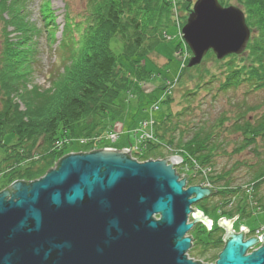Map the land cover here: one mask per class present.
Instances as JSON below:
<instances>
[{"label":"water","instance_id":"1","mask_svg":"<svg viewBox=\"0 0 264 264\" xmlns=\"http://www.w3.org/2000/svg\"><path fill=\"white\" fill-rule=\"evenodd\" d=\"M181 32L192 54L187 67L210 50L218 60L241 54L250 37L243 12L218 0H196ZM177 156L138 162L126 149L71 153L39 178L14 181L0 191V264H264V234L243 241L224 219L216 260L188 258L187 233L210 225L191 206L213 191L186 186Z\"/></svg>","mask_w":264,"mask_h":264},{"label":"trees","instance_id":"2","mask_svg":"<svg viewBox=\"0 0 264 264\" xmlns=\"http://www.w3.org/2000/svg\"><path fill=\"white\" fill-rule=\"evenodd\" d=\"M44 1L41 13L46 20L45 26L48 27L51 38L55 32V20L48 2ZM133 1L134 4L144 6L142 0ZM239 3L246 7L249 24L258 25L257 27L261 28L264 34V0H239ZM185 7L191 8L187 3ZM160 9L166 10L163 5ZM27 12V0H0L2 25L0 29V148L1 140L5 135H14L17 139V143L10 147L12 150L2 159L0 165V179L5 182L0 185V191L16 180L29 182L48 171L50 165L63 155L62 150L51 148L53 141L66 133L72 134L76 129L75 125H79L82 121L86 128L89 127L93 123L92 120L88 121L93 110L94 114L104 113L105 119L94 123L92 131L106 128L120 116L121 105L118 107L115 105L117 95L121 93L120 91L122 94L127 92L135 84L132 85L125 73L121 76V71L116 69V58L112 51L108 47L107 50L105 47L100 49V42L105 43L108 37H120L124 44L123 55L128 59L141 57L157 44L156 39L152 38L149 45L144 46L138 36L140 34L137 19L125 15L124 0H87L81 15L82 19L73 21L69 15L65 17L59 45L62 70L49 78L51 89L42 91L33 88L29 91L26 86L34 70L33 63L37 52L33 39L38 36L39 31L30 23ZM124 17L128 19L126 24L123 22ZM157 19H161V22L163 20L170 22V19L167 16L164 18L163 14ZM125 28L132 29L130 35L125 32ZM255 44L256 42L249 43L248 49L251 55L248 56L250 57L248 60L242 58V54H232L219 61L214 58L212 52H208L205 59L211 60L215 65L220 63V71L211 73L205 68L198 79L201 81L206 76H210V81L221 78L220 86L223 89L227 86L238 87L243 82L252 84L255 88L264 86V43H261L260 50L256 49ZM78 63L81 67L76 70ZM197 68L198 66L192 69ZM76 71H79L80 75H77ZM144 73L149 74L142 68L135 71L138 78L146 77ZM68 81L70 83H67ZM66 84L69 85L67 91L64 90ZM63 86L65 87L62 88ZM199 87L200 84H197V88ZM170 101L171 97H168L167 102ZM188 102L189 100L185 103ZM20 103L23 104L24 109L20 108ZM188 108L185 106L183 111ZM179 116H181L180 112L176 114V118L172 114L167 115L160 123L156 130V136L160 141L166 140L170 145L175 144L172 134L177 125L173 123V118L177 120ZM242 119V115L236 116L232 127L243 137L249 136L245 144H250L257 134L264 135V120L253 123L248 119L243 121ZM182 134L183 131L180 132L181 136ZM210 136L212 135L207 133L202 137L195 131L186 142L182 143L186 146L196 145V150L191 154L200 165H208L207 163L212 161L214 147L210 143ZM39 139L41 141H38ZM178 139L176 145L182 142L181 137ZM159 147L160 144H150L144 152L142 151L143 153L138 152L142 153L139 161L149 159V155H155ZM211 177L214 183L225 180L226 189L218 190L222 194L221 203L225 205L226 196L235 192V188H227L229 182L224 174ZM192 179L190 175L186 177L188 186L195 185ZM263 180L264 166L254 171L250 182H254L257 189ZM217 207L218 205H214L213 209L216 210ZM208 209L210 208L207 207ZM232 211L244 212L237 201L234 209L223 210L221 214L225 215L227 212L232 214ZM196 227L198 241L205 242L204 238H212L205 236L208 231L204 225L197 224ZM199 227L204 229L199 230ZM211 243L212 246L221 244L215 241ZM205 244H210V241Z\"/></svg>","mask_w":264,"mask_h":264},{"label":"rangeland","instance_id":"3","mask_svg":"<svg viewBox=\"0 0 264 264\" xmlns=\"http://www.w3.org/2000/svg\"><path fill=\"white\" fill-rule=\"evenodd\" d=\"M195 1L196 0H142V5H144L142 7L141 5L134 4L133 0H124L125 15L128 18L134 17L137 19L139 23L138 33L140 34L138 36L142 39L144 46H148L152 38L156 39L157 44L145 52L141 57L128 59L123 55L124 44L120 37H108L105 39V43L101 44L100 42V49L105 47L107 50L108 47L112 51L116 58V69L121 71V76L125 73L131 80L132 85L135 84V86L133 85L134 89H132V92L130 90L129 93L122 94V91H120L121 93H118L115 101L117 107L121 105V107H119L121 109V114L118 117L116 128L118 131L122 132V135L116 141L106 140L105 145L96 150L126 149L129 150L130 157L140 162V155H136L133 152L136 151L135 147L141 148L144 141H139V133L135 134L136 139L132 140L128 137L127 132H135V128H138L139 123L144 118L153 117L156 125L158 124L159 126L167 115L172 114L174 118H176V114L180 112L181 116H179L177 120L173 118V123L177 125V128L172 134L175 143L173 149L175 150L170 151L159 148L155 155H149L148 158L153 157L151 159L163 160L173 155H179L181 150L178 149H183L184 146V152L189 154L196 150V145L191 144L186 146L182 143L186 142L195 131L199 132L202 137L210 133L212 135L210 136V143H212L214 147L213 158L210 163H207L208 165L202 166L210 167L212 171H215L214 176L224 174L227 182H229V186L238 187L250 182L254 171L264 166V135H253L254 139L251 143L245 144V140L249 136L243 137L240 132L235 131L232 127V123L238 115L243 116L242 121L248 119L256 123L264 120V86L255 88L252 84L243 82L238 87L227 86L223 89L220 86V84H222L221 78L210 81V76H206L200 81L198 76L205 68L211 73L220 71V63L215 65L211 60L205 59V57L203 58L204 61L202 59L201 63L197 65V69H189L187 71L186 69L181 70L182 63L186 61L187 64L190 50L180 35L178 25H183L186 22L188 12L190 11L189 9H191L190 7L186 8L185 4L187 3L192 7ZM218 1L223 6H236L244 13L245 21L250 31V39L245 50L241 54L242 58H246V60L250 59V57H248L251 55L248 49L249 43L256 42V49L260 50L261 43H264L263 30L257 27L258 25L249 24V15H247L246 7L241 5L239 0ZM44 2V0H27L29 21L35 25L39 31L38 36L33 39L36 43L37 52L33 63L34 70L26 86L29 91L33 88L42 91L51 89L48 76L54 75L57 73V70H61L58 45L61 40V30L65 22V16L70 14L73 21L80 20L82 18L81 14H83V10L86 7L87 0H46V3L48 2L53 12L55 20L56 32L53 36L50 35L51 38H49L48 27L45 26L46 20L43 19L41 13V7ZM161 5L165 6L167 12L166 10L160 9ZM160 14H163L164 18L167 16L170 22L168 21L167 23L165 20L161 22V19H157ZM127 17L123 19L124 24H126L128 20ZM1 27L2 25L0 23V29ZM131 31L132 29L125 28V32L129 33V35ZM132 60L134 61L133 63ZM246 60H244V62ZM80 67L81 65L78 63L75 68L78 70ZM139 68H142L149 74L144 73L146 77L138 78L135 71ZM76 72L77 75H80L79 71ZM181 72L183 74L182 77L180 76ZM67 83L70 82L68 81ZM170 84L175 85L170 94L171 101L168 103L164 99L170 92L171 87L168 86ZM197 84H200L199 88H197ZM66 85V88H64L65 86L62 87L65 91L69 88V85ZM187 100H189L188 104L185 103ZM155 103L158 104V109L154 110L152 106ZM19 105L21 109H24L23 104L20 103ZM185 106L189 108L183 111ZM103 116L104 113L102 115L94 114L93 110L91 118L88 119V121L92 120L93 123L90 125L87 124L89 127L86 128L83 121L79 123V125H75V139L69 135L75 141H73L70 146H66L65 153L71 154L84 151L78 143L79 136H85L90 127L92 128V126L95 125L94 123L102 122L105 119V116ZM187 128H189V130H187ZM102 129L97 130L100 131ZM181 131H183L182 136L180 135ZM179 137H181L182 142L176 145V142L178 143L179 141ZM38 141H41V139ZM15 143H17V139L14 135H5L2 138L0 165L2 159L12 150L10 147ZM176 150H178L177 153L175 152ZM43 155L41 154V156ZM181 157L188 159L185 155H181ZM54 166L55 163H52L50 169ZM174 167H176L178 174L182 173L187 176H192L194 184L201 183V175L195 176L192 169L185 168L184 161L180 162L178 160L174 162ZM3 183L5 182L0 179V185ZM224 184L225 180L215 182L218 188H221ZM186 186L188 185L186 184ZM259 194L261 196V198H259V203L264 206V180L261 183ZM214 202L218 201L213 200V203ZM192 208L194 211L200 210V205H198V203L193 204ZM224 210L226 211L228 208H224ZM232 212V214L226 213L228 220H230L229 218L232 216L235 217L239 214V212L236 211V214L234 211ZM205 214L210 220L216 223H218L221 217L220 213L213 209L206 210ZM237 217L238 218H235L237 221L233 230H236L238 226L244 227L249 231L247 233L248 236L257 237L256 231L264 224V208L261 207L258 212L252 215H243L240 213ZM189 221H192L191 216H189ZM196 226L197 224L193 226L192 229L194 230L191 229L187 233L194 243V245H191L188 254L197 261L213 263L218 253L221 251L222 246L221 244L212 246L213 243L210 245H203L199 242L197 238L198 229ZM259 244L254 248L259 246Z\"/></svg>","mask_w":264,"mask_h":264},{"label":"built area","instance_id":"4","mask_svg":"<svg viewBox=\"0 0 264 264\" xmlns=\"http://www.w3.org/2000/svg\"><path fill=\"white\" fill-rule=\"evenodd\" d=\"M152 128H153L152 121L144 120L140 124L139 128L136 129V133L140 134V139H139L140 142L153 138ZM116 136H117V132L111 131L106 135V138L114 140ZM103 138H104L103 136H93V137L81 139L80 142L83 143V145H87L91 150H95L100 146V143L103 140ZM135 149L136 151H138L139 147L138 148L135 147ZM179 161L182 162V160H179ZM209 171H210V168L200 169V175H203V177L205 178L202 182V186H205V187L211 186V184L206 180V174ZM240 190L245 198L244 201L246 202L248 209L251 211V215L258 212L261 209V207L264 208V206H262L259 203V198H261L260 194H258L257 196H254V183L243 184L241 185ZM263 231H264V224L262 225V227L258 228V230L256 231L257 237L259 239L264 234Z\"/></svg>","mask_w":264,"mask_h":264},{"label":"flooded vegetation","instance_id":"5","mask_svg":"<svg viewBox=\"0 0 264 264\" xmlns=\"http://www.w3.org/2000/svg\"><path fill=\"white\" fill-rule=\"evenodd\" d=\"M218 199V200H217ZM213 200H216V201H218V202H214L213 203ZM222 202V198H221V196L217 193V192H213L210 196H208V197H206V198H204L203 200H201V201H199L198 202V205H200V209H201V211L203 212V214H205V211L207 210V207L208 208H210V209H213V207H214V205H218V207H217V209L216 210H218L219 208H221V209H223L224 208V204H222L221 203ZM204 205L206 206V207H204ZM213 210H215V209H213ZM218 212V211H217ZM219 213V212H218ZM206 215V214H205ZM207 216V215H206ZM227 217V216H226ZM236 218H238V217H236ZM229 219H233L232 220V222H231V229H232V232H234V233H240V234H242L243 235V241H245L246 239H248V238H251L250 236H248L247 235V233L249 232V231H246V228H244V227H240V226H238L237 228H236V230H233V227H235L234 225H235V223H236V221H237V219H235V218H233V216L231 217V218H229ZM227 220H228V218H227ZM198 225H202V224H198ZM204 228L203 227H199V230H203ZM208 232H206L205 233V236H209V237H212V238H204L203 240L205 241V242H201V241H199V242H201L203 245H206L205 243H208L209 241H210V244H212L211 243V241H215V242H217V243H221V246L223 247V245H224V236H225V234H226V232H227V230H226V227H224V226H221V225H219L218 223H216V222H213V221H211V227H210V229L209 230H207ZM202 235H204V234H202ZM209 244V245H210ZM192 245H194V243L192 242ZM255 247V246H254ZM249 250H251V249H249ZM248 250V251H249ZM189 255V254H188ZM192 257V256H191ZM194 258V257H193ZM217 258V257H216ZM195 259V258H194ZM216 260V259H215ZM197 261V260H196Z\"/></svg>","mask_w":264,"mask_h":264},{"label":"bare ground","instance_id":"6","mask_svg":"<svg viewBox=\"0 0 264 264\" xmlns=\"http://www.w3.org/2000/svg\"><path fill=\"white\" fill-rule=\"evenodd\" d=\"M132 158V157H131ZM177 173V172H176ZM178 174V173H177ZM184 189H186V186L184 187ZM191 208H192V206H191ZM193 209V208H192ZM195 211H197V210H195ZM232 230V229H231ZM188 256V258H190V259H192L193 261H196L193 257H191L190 255H187Z\"/></svg>","mask_w":264,"mask_h":264}]
</instances>
